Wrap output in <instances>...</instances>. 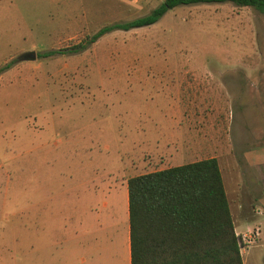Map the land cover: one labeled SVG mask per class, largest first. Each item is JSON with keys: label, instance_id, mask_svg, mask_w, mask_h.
I'll list each match as a JSON object with an SVG mask.
<instances>
[{"label": "rangeland", "instance_id": "374dc122", "mask_svg": "<svg viewBox=\"0 0 264 264\" xmlns=\"http://www.w3.org/2000/svg\"><path fill=\"white\" fill-rule=\"evenodd\" d=\"M160 1L0 6V264H129L121 251L126 208L99 204L108 186L119 200L128 176L184 162L157 155L179 96L196 101L188 107L193 124L214 132L235 230L258 227L240 247L242 263L264 264L256 180L264 159V12L230 1L178 4L150 24L67 49ZM48 49L56 51L43 55Z\"/></svg>", "mask_w": 264, "mask_h": 264}, {"label": "trees", "instance_id": "16d2710c", "mask_svg": "<svg viewBox=\"0 0 264 264\" xmlns=\"http://www.w3.org/2000/svg\"><path fill=\"white\" fill-rule=\"evenodd\" d=\"M213 1L264 12V0H161L146 13L103 24L67 49L83 48L110 29L150 24L178 4ZM126 191L129 264H242L215 156L128 176Z\"/></svg>", "mask_w": 264, "mask_h": 264}, {"label": "crops", "instance_id": "0c3cea01", "mask_svg": "<svg viewBox=\"0 0 264 264\" xmlns=\"http://www.w3.org/2000/svg\"><path fill=\"white\" fill-rule=\"evenodd\" d=\"M15 1L16 0H0V6L5 3L11 5L15 3ZM182 80L180 79L179 81ZM170 81H175L174 82L175 84L177 83L176 79L175 80L171 79ZM178 84H176V88H175L176 94L182 92V88L179 87ZM195 102H196L195 100L191 101L190 99L189 100L186 99L183 103L180 96L178 97L176 111L173 112V114L171 115L172 123H174V126H171L169 128L171 131L165 133L166 134L165 140L163 141L164 144H162L161 149L158 150L159 153L157 155L161 159L170 160L172 158H178L184 160V162L180 161L172 165L191 162L201 158H207L212 156L216 157V155L213 152V148H214L213 130L211 129L208 131L207 128H201L200 126H196L193 124L196 122V116H195L196 110L194 108H188V107ZM183 104L186 107L180 108L179 105H183ZM182 119H184L183 124H181ZM166 164H171V161L166 162ZM259 165L261 170L259 171L258 174L259 176L256 179L257 182L260 181V183L258 184L260 187L258 197H262L261 202L262 204H264V194L261 193L264 192V159L262 162L259 163ZM124 182H125V188L123 193H121L119 200L115 199L114 195L112 194L110 195L109 191L110 190L112 191V187L108 186V188L110 187V190L107 189L106 193H104L105 195H103L99 207H101L102 209L107 207L108 210L113 211L116 209L118 203H120V205L125 207L127 211L126 179L124 180ZM93 208H95V206ZM107 219L108 218L104 213L101 214V218H100V222L102 223L101 231L105 233V236L108 237V240L110 242V238H112L111 237L112 225L108 222ZM234 231H236L235 228ZM124 250L126 254V259L128 260L129 263L128 222L125 228V234L122 236L121 239V251L124 252ZM116 251L117 248L115 249V252Z\"/></svg>", "mask_w": 264, "mask_h": 264}, {"label": "built area", "instance_id": "2783aa9c", "mask_svg": "<svg viewBox=\"0 0 264 264\" xmlns=\"http://www.w3.org/2000/svg\"><path fill=\"white\" fill-rule=\"evenodd\" d=\"M237 236L239 247L252 243L258 236V227H252L245 230L234 231Z\"/></svg>", "mask_w": 264, "mask_h": 264}]
</instances>
